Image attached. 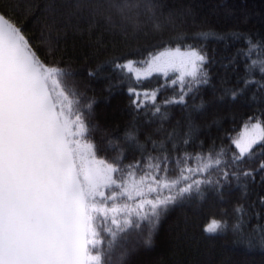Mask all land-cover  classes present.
I'll use <instances>...</instances> for the list:
<instances>
[{
	"label": "trees",
	"instance_id": "trees-1",
	"mask_svg": "<svg viewBox=\"0 0 264 264\" xmlns=\"http://www.w3.org/2000/svg\"><path fill=\"white\" fill-rule=\"evenodd\" d=\"M151 3L155 5L151 12L141 11L134 23L122 27L105 23L109 14L105 0H0V9L22 30L42 62L74 72L75 85L95 100L97 123L117 145L112 154L161 155V144L169 157L185 151H234L232 141L245 126L259 122L264 127L260 64L264 0ZM99 5L104 6L94 12ZM114 19L119 25V18ZM250 41L258 46L251 52ZM189 46L205 57L196 79H185L183 84L173 76L139 81L141 91L156 90L157 94L155 104L137 108L128 82L121 81L110 62H144L158 52L188 51ZM181 96L183 103H166ZM129 134L135 139H129ZM262 149L264 144H259L253 152L257 157L261 153L264 160ZM256 161L259 167L260 160L249 165ZM233 169L229 164L224 170L232 174ZM213 218L228 226L210 235L204 227ZM262 238L264 172L254 177L239 175L227 185L201 188L200 194L194 192L168 207L151 245L140 247L120 264H264Z\"/></svg>",
	"mask_w": 264,
	"mask_h": 264
},
{
	"label": "snow or ice",
	"instance_id": "snow-or-ice-1",
	"mask_svg": "<svg viewBox=\"0 0 264 264\" xmlns=\"http://www.w3.org/2000/svg\"><path fill=\"white\" fill-rule=\"evenodd\" d=\"M105 2L109 14L104 20L110 27L134 23L141 11L151 12L155 7L151 0ZM114 17L119 18V25ZM249 46L250 52L258 47L251 41ZM48 53L53 55L54 50L49 48ZM164 56L180 57L194 80L205 59L189 46L186 52L177 48L150 62H110L121 81L128 82L131 102L137 108L148 100L156 103V90L141 91L139 81L153 71H165V65L158 63ZM140 63L147 67L141 69ZM260 64L264 71V59ZM180 81L183 84V74ZM80 96L74 74L42 62L22 30L0 9V264H108L109 250L116 242V231L109 221L121 231L140 229L143 243L150 246L153 231L169 204L186 194H200L201 184L221 186L220 179H211L217 173L222 172L225 181L231 178L220 168L222 157L227 155L223 148L207 156L185 151L170 171V158L161 144V155L149 156V161L156 162L149 163L150 171L138 178L130 169L140 167L139 163L123 165L119 158L97 160L94 145L85 142L87 134L96 130L91 122L92 105L81 103ZM166 103H183V96ZM129 139L135 137L129 134ZM183 142L188 143L187 139ZM232 143L238 149V154L232 153V163L252 159L254 146L264 144V127L254 123L250 133ZM156 147L153 143V149ZM188 160L195 166H188ZM259 167L264 169V160ZM204 173L208 175L203 179L193 178ZM232 176L238 178L235 172ZM227 226L226 221L213 218L204 231L215 235ZM103 233L111 239L106 241Z\"/></svg>",
	"mask_w": 264,
	"mask_h": 264
},
{
	"label": "rangeland",
	"instance_id": "rangeland-1",
	"mask_svg": "<svg viewBox=\"0 0 264 264\" xmlns=\"http://www.w3.org/2000/svg\"><path fill=\"white\" fill-rule=\"evenodd\" d=\"M174 52H175V50H164V51L158 52V53L150 56L144 62H150L154 57L161 56L162 53H174ZM183 52H186V51H181V53H183ZM165 62H169V63L165 64ZM158 63L162 64V65H165V71H163V72L153 71L148 76L147 79H149V78H151L153 76H160L163 80H166L167 78L173 76L176 79L177 82H181L180 81V77H181L182 74H183V81L185 79L192 78L191 76L187 75V72L190 69L186 68L181 63V58L180 57L164 56V57H162L161 61H159ZM138 66L141 69H145L147 67V64L146 63H141ZM198 72H197V75H198ZM197 75H196V77H197ZM143 80H146V79H141L140 81H143ZM133 81H135V80H133ZM148 92H151V91H148ZM81 98L83 99V101L91 102L89 98H85V97H81L80 96L79 99H81ZM142 99H143V97H142ZM144 104H152V102L150 100H148ZM91 122L96 126V130L93 131V133L88 134V136H87L88 141L90 143L94 144L96 146L97 150L99 148H101V146L106 148L107 151L109 152L108 154H106V157H110L111 153H110L109 149L111 148L112 149L111 151H115V150H117V145H115V143H114L113 139L111 138V136L109 134H107V131L105 129H103V127H101L97 123L96 117H95V114H94V105L92 107ZM252 124H254V123H251V124L245 126L241 130V132H240V134H239L237 139H240L241 137H244L246 134L250 133L251 132V128H252ZM258 145L259 144L255 145L254 148L256 146H258ZM232 146L234 147V150H235L236 149L235 145L232 144ZM226 152H227V155L229 156V154H228L229 150H227ZM121 157H123L125 161L137 160V158H131L130 156L125 155V154L121 155ZM254 160H260V162H261L263 160V155L261 153H258V157H257V155H255L251 159L250 163L242 164V166H240L241 165L240 163H233L234 169L236 171L235 173H237V171H239V173H237L238 176H239V175H242L241 173H243L244 171H250L252 173L250 175V177H254V176H258V175L261 176V174L264 172V169H260L258 167V161H256V163H257L256 165L255 164L254 165H249V164L252 163V161L254 162ZM228 165H226V166H228ZM240 167H243V168H246V169L243 170V171H240L239 170ZM230 177H231L230 179H228L227 181L224 180V182L229 184L231 182V180H233V178L236 177V176H232L231 175ZM137 230L138 229H134L129 235H127L128 238L125 241L123 240L122 243H120L119 247H116L115 250H117V251L114 253V255H116V258L112 260V264H120L124 257L134 254L140 247H143L145 245L143 243V237L139 235L140 231L139 230L137 231Z\"/></svg>",
	"mask_w": 264,
	"mask_h": 264
},
{
	"label": "water",
	"instance_id": "water-1",
	"mask_svg": "<svg viewBox=\"0 0 264 264\" xmlns=\"http://www.w3.org/2000/svg\"><path fill=\"white\" fill-rule=\"evenodd\" d=\"M66 70V69H65ZM69 71V70H68ZM71 72V71H70ZM71 73H73L74 74V72H71ZM76 88H77V90L81 93V97H85V98H89L90 99V101H91V105H92V107H93V105L95 104V100L93 99V98H91V97H89V96H87V95H85L77 86H76ZM55 95H56V92L54 91L53 92V96L55 97ZM80 101H81V103H84L85 101H83V99L81 98L80 99ZM92 107H91V111H92ZM90 133H93V131H91ZM90 133H88V134H90ZM88 134H87V136H88ZM86 143H90L89 141H88V138L86 139V141H85ZM94 145V144H93ZM99 150V151H98ZM96 149V146L94 145V148H93V151H95V155H96V159L97 160H105V162H111L113 159H116V158H119L120 159V163L121 164H123V165H134V164H137V163H139V165H140V167H138V168H134V169H130V170H132V171H135L136 172V176H137V178L139 177V175L142 173V172H148V171H150V169L148 168V164L149 163H155L156 161L155 160H152V161H149V159H148V157L149 156H152V157H157V156H160V155H155V154H149V155H147V156H145V157H141V158H137V160H129V161H125L124 160V158L123 157H121L119 154H112L113 153V151H111L112 149L110 148L109 149V151H110V153H111V155H110V157H106V154H108L109 152L107 151V149L106 148H104L103 146H101V148H99V149ZM233 152H235V153H237L238 154V149H235ZM101 153V154H100ZM227 153V152H226ZM228 154H229V156L228 155H225L224 157H222V163H221V165H220V168H222L223 170L224 169H226V165H228V164H233L232 163V161H231V156H232V154L231 153H229L228 152ZM99 155V156H98ZM193 155H195V154H193ZM203 155H205V156H207V154H203ZM184 156V154H182V155H177V156H173V157H169L170 159H169V163H168V168H169V170L171 171L172 169H174L175 167H176V159L177 158H182ZM187 164H188V166H190V167H194L195 166V162L193 161V160H188L187 161ZM163 166V165H162ZM210 171H215V169H213V170H210ZM225 171V170H224ZM230 174V176L232 175L231 173H229ZM118 175V174H117ZM206 175H208L207 173H204V174H201L200 176H198V177H193L194 179H196V178H199V179H203L204 178V176H206ZM211 179L213 180V181H215V180H217V179H220L221 180V186H224V185H227V183H225L224 182V180H223V173L222 172H220V173H217V174H215V175H213L212 177H211ZM223 182V183H222ZM208 186H217L215 183H212V184H201V186H200V189L201 188H204V187H208ZM194 193V192H193ZM192 193V194H193ZM191 194H186L184 197H180V198H178L177 199V201L175 202V203H173V204H169L168 206H167V208L168 207H170V206H172V205H174V204H176L177 202H179V201H181V200H183V199H185V198H187V197H189ZM128 203H133L132 201H128ZM166 208V209H167ZM165 211V210H164ZM163 211V212H164ZM162 212V213H163ZM162 215V214H161ZM161 217V216H160ZM118 219H121V222H122V218H119L118 217ZM133 220H135V217H133L132 218ZM109 226L110 227H112L115 231H116V242H115V244H114V246L109 250V258H108V264H112V260L113 259H115L116 258V255H114V253L117 251V250H115L116 249V247H119V245H120V243H122V241L124 240H126L128 237H127V235H129L134 229H136V228H134V227H127L126 228V230H124V231H121V230H119V229H117V226L116 225H112L111 223H110V221H109ZM156 227H157V225H156ZM156 227H155V229H156ZM155 229H154V231H153V234H152V236L154 235V232H155ZM139 231H140V229H138ZM137 230V231H138ZM103 235H104V238H105V240L107 241L108 239H111V237H109L106 233H103ZM152 238V237H151Z\"/></svg>",
	"mask_w": 264,
	"mask_h": 264
},
{
	"label": "flooded vegetation",
	"instance_id": "flooded-vegetation-1",
	"mask_svg": "<svg viewBox=\"0 0 264 264\" xmlns=\"http://www.w3.org/2000/svg\"><path fill=\"white\" fill-rule=\"evenodd\" d=\"M229 153H233V151L229 150ZM251 159H249L248 157H245V159L243 161H237L236 163H240V164H246V163H250Z\"/></svg>",
	"mask_w": 264,
	"mask_h": 264
}]
</instances>
